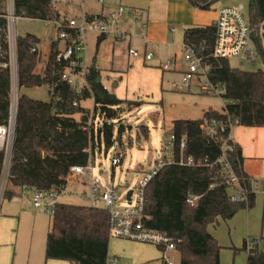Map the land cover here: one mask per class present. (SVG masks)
Instances as JSON below:
<instances>
[{"label": "trees", "instance_id": "16d2710c", "mask_svg": "<svg viewBox=\"0 0 264 264\" xmlns=\"http://www.w3.org/2000/svg\"><path fill=\"white\" fill-rule=\"evenodd\" d=\"M219 1L189 0L193 6L203 10ZM12 2L15 18L65 24L56 9L57 0ZM249 4L248 18L254 29L253 35L256 34L252 39L256 38L258 42L264 23V0H249ZM7 16L8 0H0V127L9 126L12 109L13 70ZM215 37V24L188 27L184 30L183 46L192 49L203 63L209 65L208 83L224 90L219 94L224 99L223 112L210 108L199 120L172 122L167 132L176 139L170 151L171 163L163 166L145 193L144 227L171 238L181 264H220L222 247L208 232V227L231 220L239 212L249 211L256 205V192L252 178L244 170L245 159L240 146L229 140L232 150L226 153L225 162L217 161L222 153V140L228 137L230 126L247 124L248 113L256 126L264 128V70L243 71L232 68L228 59L214 58ZM58 41L52 44L45 61L38 49L40 40L36 36L27 34L16 38L18 90L46 87L51 97L50 102H44L19 93L17 99L7 185L17 188L20 193L26 189L61 195L71 181V167L89 166L97 144L100 151L104 147L106 154L114 145V126L110 122L121 117L122 106L137 105L120 100L107 90L101 70L94 65L87 69L84 76L86 85L81 90L63 81L64 65L56 61ZM40 63L44 64L41 73L37 71ZM88 99H93L95 105L92 117L90 111L82 106V102ZM97 114L100 123L96 125ZM212 121L227 126L225 132L217 127L215 138L202 128ZM119 130L120 133L124 131L123 127ZM143 133L147 135L146 128ZM181 139L186 143L184 150L179 146ZM188 158L193 159L192 166L180 163ZM4 159L5 151L1 150L0 177ZM227 164L246 190L244 201L231 200L235 185L230 179ZM20 193H14L6 186L4 198ZM190 199L194 204L188 203ZM110 239L108 211L86 205L56 203L45 259L72 264H109ZM246 252L247 264H264V254L256 244L249 246Z\"/></svg>", "mask_w": 264, "mask_h": 264}, {"label": "rangeland", "instance_id": "374dc122", "mask_svg": "<svg viewBox=\"0 0 264 264\" xmlns=\"http://www.w3.org/2000/svg\"><path fill=\"white\" fill-rule=\"evenodd\" d=\"M9 2L10 0H8V5ZM169 2L170 0H105V6L109 8L124 6L127 9H133L139 16V18H136L128 14L121 20L119 22V29L128 34L126 40L123 41L124 43L119 44H115L117 43L116 41L112 42V44H115V51L118 52V55H121L120 57H123L122 66L125 69L127 67L129 49L138 52L137 58L132 57L129 59L131 63L143 56L144 24H146L147 16L144 9L147 8L148 4L152 3L154 7L157 6V19H162L166 16ZM234 3H242L245 7V14L248 16L250 9L249 0H235ZM56 5L60 7L62 15L67 14L70 17L74 16L77 12L80 14L85 9V6H87L89 11H97L99 7L93 0H57ZM175 28L181 32V27L175 26ZM10 29L9 40L13 70L12 112L13 120H15L19 93L44 102H50L51 100L49 88L46 87L18 90L16 82V38L26 36L27 34L38 37L40 39L39 48L44 60V55H48L51 42L58 35L53 22L26 18H15L14 22L10 25ZM170 35L169 41L172 42L174 34L170 33ZM111 36L109 35V37ZM252 44L256 47L258 54L255 62H241L229 59L232 68L251 72L264 70V23L260 30V41L258 43L254 41ZM108 48V55L104 59L107 62V58L111 57L113 53L111 43L108 44ZM159 48L157 46V50ZM85 53V51L82 52V55H85ZM162 55H165L167 59L170 53L167 49H164ZM184 56L185 53L181 55L178 63L179 70L174 72L172 71L173 66L171 67L172 70L170 72L173 76L170 87H168V90L162 92V96L157 101H147L144 98L137 100L138 98L129 97L136 99L134 102L137 105L133 107L126 104L123 105L121 117L110 122L114 126V145L108 153L106 154L104 147L100 151L99 145H96L97 149L93 159L94 165L91 163L93 165L92 178L100 181V186L103 190H111L112 187L116 190L119 195V201L116 204V208L118 209H123L128 205L125 201V195L128 191H133V200H136V189L144 173H150L163 158L170 159L171 153L165 148V143L170 136L167 135V130L173 121L199 120L203 118L204 112L210 108L223 112L224 99L207 88L204 78L201 77L199 81L192 80L187 85L182 84L181 71L186 70L188 67ZM118 61L119 58L115 61L117 68H119ZM165 63L167 64L168 62L165 61ZM122 66L120 69H122ZM42 69L43 63H40L37 66V71L41 73ZM109 86H111L110 83ZM125 92L131 95L133 92L140 91L129 87ZM92 100L88 99L86 103V107H88L86 109L90 111L91 117L94 112ZM144 101L146 103H143ZM98 123H100L99 114H97V119L95 120V124L97 125ZM10 124L8 127H0V132L4 131V134L0 133L2 140L0 142V151H6L7 149ZM121 127L124 129L122 133L119 130ZM144 127L147 130V135L143 133ZM118 156L122 157V162L113 167L112 159ZM90 179L91 176L88 175L85 179L86 184H77L74 179L71 180L66 190L58 196L57 203L88 205L86 200L90 194ZM260 180L264 181V179ZM6 186L7 189L10 188L11 191H14V188L10 185ZM255 192L256 196L262 195L263 197L260 205L256 200V206L253 209L241 211L231 220L220 221L218 226L208 227V232L222 247L220 264H247L246 249L253 244H256L258 250L264 254V190L256 189ZM0 209L1 211L6 210L22 214L20 241L24 239L25 251L30 247L33 238V246L40 245L42 247L43 242L46 244L48 226L52 218V207L36 210L31 203L28 193L25 192L21 196L3 198ZM126 241L128 240L110 239L109 264H112L113 259L117 256L120 257L118 264H123L124 258H126L124 255H130ZM129 243L134 242L131 241ZM169 256L173 263H180L179 253L170 252ZM153 264H162V259Z\"/></svg>", "mask_w": 264, "mask_h": 264}, {"label": "crops", "instance_id": "0c3cea01", "mask_svg": "<svg viewBox=\"0 0 264 264\" xmlns=\"http://www.w3.org/2000/svg\"><path fill=\"white\" fill-rule=\"evenodd\" d=\"M93 1L99 6L97 11H89L87 9V6H85V9L81 11L80 14L79 12H77L74 16L71 17L67 14L62 15L60 13L61 9L60 7H58V5H56V9L61 15V20L65 23L70 19L79 18L83 13L87 14L90 17H105L108 10L110 9L109 7L105 6V0H103L102 3L98 2L97 0ZM234 1L235 0H221L213 4L208 10H203L201 8L193 6L189 2V0H170V2L168 3V9L166 11V16L162 19H157V6L154 7L153 4L150 3L148 4L147 8L144 9L146 10L147 16L146 24H144L145 36L142 46V58L137 59L136 61L131 63L129 59H131L132 57L137 58L138 55H130L129 52L131 49H129L127 67L125 69V67L122 66L123 57H120L121 55H118V52L115 51V44L124 43L123 41L126 40V36L128 34L126 32H122L119 29L118 24L117 28L121 32L122 37H118L115 35H112L111 37L99 36L94 34L88 35L87 49L85 51L86 53L85 55H80L82 66L86 68V71L92 65L101 70L103 85L107 90L113 92L120 100L132 102L136 101V99L129 98L131 96L134 98H138L137 100H139V98H144L147 101H157V99L162 96V92L168 90V87H170V82L173 76V74H171L170 72L172 70L171 67L173 66L172 71L174 72L179 70L178 63L181 59V55L185 53L183 51L184 30L188 27H206L214 25L220 9L225 6L235 5L236 3H234ZM53 23L55 24L56 32L58 35L57 22ZM175 26L178 28L181 27V32L178 31L179 29L176 30ZM170 33H172V35L174 34L172 42L169 41L171 36ZM255 35L256 34H254L253 36L255 37ZM254 39L256 40V38H253V42L255 41ZM58 40L59 38L56 37V39L51 42L48 55H44L45 61L49 56L52 44H54ZM114 41H116L117 43L112 44V42ZM255 42L258 43L257 40ZM109 43H111L112 45L113 53L111 57L109 56L107 58V62L104 59L108 55ZM157 46L160 47L159 50H157ZM64 47L65 43L59 40V51ZM38 49L41 51V49L39 48V44ZM164 49H167L170 53V56H168L167 58H170L169 60L166 59L165 55H162ZM148 51H151L154 54L153 58L150 61L145 59L146 52ZM117 58H119V68L115 66V61ZM165 61H173L170 69L167 71L163 69V66L166 64ZM121 66L122 69H120ZM186 70L181 71V77L182 74L186 72ZM77 80L79 81V83H81V85L78 87V90H81L86 84H84V82L79 79V76ZM109 83L111 84V86H109ZM129 87L138 89V91L140 92H133L131 95H129L127 92H125V90ZM87 101L88 100L82 102V106L85 108H88L86 107ZM143 103L146 102L144 101ZM246 118L247 124L235 125L231 129L230 139L233 143L240 146L242 150V154L245 159L244 170L246 174L253 180L260 181V179H264V128L256 126V123L251 120L249 113ZM170 127L171 125L169 126V128ZM85 179L83 181L78 179L74 180L77 184H86ZM71 180H73V178H71ZM254 188L255 190H264V185H260L258 187L254 186ZM13 190L14 193H20V190H18L17 188H14ZM25 192L28 193V196L32 203V196L35 192L33 190L25 189L24 191H22V193H20V195L16 196H21ZM127 193L125 195V199H127ZM256 200L260 205L263 200L262 195L256 196ZM86 202L88 203V199L86 200ZM86 206H89V203ZM22 219L23 216L21 213L16 214L6 210L1 211L0 209V264H72L68 261L63 260H46V244L43 242L42 247L40 245L33 246L34 238L32 239V243L28 250L25 251L24 239L20 241V228ZM51 223L52 218L48 226V233L51 228ZM129 242L131 241H126V244L130 250V255H124V257L126 258H124L123 264H153L157 263L159 259H161V253L155 246L137 242ZM116 258H118V261L120 260L119 256H117Z\"/></svg>", "mask_w": 264, "mask_h": 264}, {"label": "built area", "instance_id": "2783aa9c", "mask_svg": "<svg viewBox=\"0 0 264 264\" xmlns=\"http://www.w3.org/2000/svg\"><path fill=\"white\" fill-rule=\"evenodd\" d=\"M102 3L103 0H97ZM128 14L139 18L133 9H127L124 6L118 8H110L105 17H90L83 13L79 18L68 20L65 24L57 22L58 38L65 43V47L59 51L56 61L64 65V71L61 75L63 81L70 85L79 87L81 83L77 80L78 76L84 84L86 68L82 66L80 55L87 49V37L94 34L99 36L115 35L122 37L121 32L117 28L119 22ZM8 21L9 25L14 22L15 16L13 13V2L10 0L8 5ZM216 26L215 45L213 57L219 59H235L241 62H254L257 58V50L252 46V35L254 29L251 27L249 18L245 14V7L242 3H237L231 6L222 7L218 13ZM11 32V29H10ZM185 52V60L187 61V70L182 74L181 82L187 85L192 80H197L202 77L206 80V86L216 94H223L224 90L212 87L207 81V72L209 65L203 63V59L195 54V52L183 47ZM35 51V49L33 50ZM130 55L137 56L138 52L130 50ZM154 54L151 51L146 52L145 59L150 61ZM173 61H169L163 66L164 70H169ZM80 71L77 72L76 70ZM219 127L221 132H225L227 126L218 124L216 121L203 126L202 128L208 135L215 138L217 134L216 128ZM228 137L222 140V153L218 159V163H223L226 160V153L232 148L228 144L230 139L231 129ZM14 123L10 124V134L8 139L7 149L5 151V160L2 175L0 177V206L5 195L9 168L11 165L12 148L14 143ZM85 129V128H84ZM176 139L171 135L167 141L165 148L171 151L174 148ZM181 150H184L186 143L184 139L179 141ZM122 162V157H113L112 166L115 167ZM166 163H171L167 158L155 166L150 173H144L139 181L136 189V200L125 201L128 205L123 209L116 208L119 201V195L112 187L111 190H103L98 179L92 178L93 165L87 167L73 166L70 169V179L84 180L88 175L91 176L90 194L88 197L89 206L97 209H104L110 215V236L111 238L133 241L142 244L153 245L159 249L161 253L162 264H175L169 256L170 252H177L176 244L167 235L152 229L145 228L143 225L145 193L149 183L160 172ZM183 165L192 166L194 161L188 158L187 161L181 160ZM227 170L231 173L230 179L234 182V189L231 194L233 202L244 201L246 199V190L240 185L238 178L230 169L229 164L226 165ZM254 186L264 185V181L251 180ZM255 189V188H254ZM58 195L54 192L35 191L32 196V203L36 209L52 207L56 204ZM189 204H194L193 200H188ZM112 264H118V258H114ZM181 264V263H179Z\"/></svg>", "mask_w": 264, "mask_h": 264}, {"label": "water", "instance_id": "95a60500", "mask_svg": "<svg viewBox=\"0 0 264 264\" xmlns=\"http://www.w3.org/2000/svg\"><path fill=\"white\" fill-rule=\"evenodd\" d=\"M15 121H16V112H15V120H13V112H12V109H11V120H10V122L11 123H14V125H15ZM132 194H133V191L132 190L128 191V193H127V200L128 201L131 200Z\"/></svg>", "mask_w": 264, "mask_h": 264}, {"label": "bare ground", "instance_id": "6f19581e", "mask_svg": "<svg viewBox=\"0 0 264 264\" xmlns=\"http://www.w3.org/2000/svg\"><path fill=\"white\" fill-rule=\"evenodd\" d=\"M0 133H1V134H4V131H1ZM3 137H4V136H3ZM1 141H2V140H1V137H0V142H1Z\"/></svg>", "mask_w": 264, "mask_h": 264}]
</instances>
